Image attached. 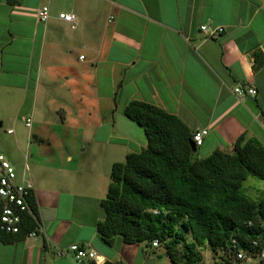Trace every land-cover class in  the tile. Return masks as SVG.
Masks as SVG:
<instances>
[{
  "label": "crops",
  "instance_id": "1",
  "mask_svg": "<svg viewBox=\"0 0 264 264\" xmlns=\"http://www.w3.org/2000/svg\"><path fill=\"white\" fill-rule=\"evenodd\" d=\"M61 13L76 16L74 30ZM202 26L223 32L208 38ZM256 54L264 0H0V153L33 183L39 224L37 237L0 242V264H77L59 255L73 244L99 264H165L160 249L98 233L112 166L147 146L125 107L144 102L207 130L201 158L231 152L242 135L264 146Z\"/></svg>",
  "mask_w": 264,
  "mask_h": 264
},
{
  "label": "trees",
  "instance_id": "2",
  "mask_svg": "<svg viewBox=\"0 0 264 264\" xmlns=\"http://www.w3.org/2000/svg\"><path fill=\"white\" fill-rule=\"evenodd\" d=\"M255 60L264 65V56ZM124 115L144 130L147 146L112 166L101 204L105 218L97 226L102 240L110 245L120 237L151 248L158 240L156 249L172 264H201L204 247L219 264H240L232 249L236 240L239 250L256 259L260 248L253 242L264 245V198L250 200L243 184L250 176L264 181V146L242 135L231 152L198 158L190 146L195 133L177 116L139 101L128 103ZM28 202L36 219L26 216L21 233L0 234V242L21 241L39 230L34 196Z\"/></svg>",
  "mask_w": 264,
  "mask_h": 264
},
{
  "label": "built area",
  "instance_id": "3",
  "mask_svg": "<svg viewBox=\"0 0 264 264\" xmlns=\"http://www.w3.org/2000/svg\"><path fill=\"white\" fill-rule=\"evenodd\" d=\"M60 20L68 23L71 29L76 28V16L73 13H61L59 15ZM37 19L41 23H47L50 19V8L45 5L38 9ZM113 17L110 18V22ZM201 30L206 33L208 38H213L223 32L222 28H218L211 33L207 26H202ZM81 60L84 59L83 56L80 57ZM235 93L238 96L251 95L256 96L257 91L253 88H241L235 89ZM23 123L31 130L33 125V118L27 117L23 118ZM8 133H13V130H9ZM207 130H199L195 132L193 136V141L196 143L197 147L201 146L203 143V138L207 135ZM26 171H29L27 162L28 156H25ZM18 176L15 167L11 161L4 155L0 153V234H19L22 231V226L26 216H32L36 219V216L28 202V199L34 196V186L30 180L22 179L18 181ZM154 214H158L155 211ZM249 226H253L254 222L250 221ZM261 229L264 230V222L261 224ZM39 230L37 232L29 233L26 238L37 237ZM232 249L234 252L235 260L239 263L244 260L250 259L244 250H239L237 248L236 240H232ZM153 248L159 247V241L156 240L152 244ZM253 246L259 247L256 254V259L264 264V245L257 240L253 242ZM59 255H64L71 257L77 264L84 262H95L98 263L97 253L89 248H83L79 245L73 244L65 252H59Z\"/></svg>",
  "mask_w": 264,
  "mask_h": 264
},
{
  "label": "rangeland",
  "instance_id": "4",
  "mask_svg": "<svg viewBox=\"0 0 264 264\" xmlns=\"http://www.w3.org/2000/svg\"><path fill=\"white\" fill-rule=\"evenodd\" d=\"M131 146L133 147V145ZM195 156L198 158L202 157V154L199 148H197V151L195 152ZM243 191L250 200L259 201L260 199L264 198V181L250 176L243 184ZM161 253L162 255H160V258L162 259V262L165 264H172L169 257L164 253L163 249H161ZM199 255L201 257V264H219L217 263V259L214 253L208 247L199 249ZM240 264H261V262L258 261L257 259H247L241 262Z\"/></svg>",
  "mask_w": 264,
  "mask_h": 264
},
{
  "label": "water",
  "instance_id": "5",
  "mask_svg": "<svg viewBox=\"0 0 264 264\" xmlns=\"http://www.w3.org/2000/svg\"><path fill=\"white\" fill-rule=\"evenodd\" d=\"M190 146L194 152L197 151V145L193 140H190Z\"/></svg>",
  "mask_w": 264,
  "mask_h": 264
}]
</instances>
